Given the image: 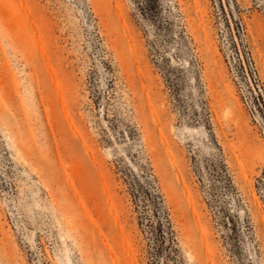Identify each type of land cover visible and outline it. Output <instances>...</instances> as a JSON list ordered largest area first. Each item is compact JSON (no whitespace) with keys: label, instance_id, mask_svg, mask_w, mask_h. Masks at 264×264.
<instances>
[{"label":"rangeland","instance_id":"374dc122","mask_svg":"<svg viewBox=\"0 0 264 264\" xmlns=\"http://www.w3.org/2000/svg\"><path fill=\"white\" fill-rule=\"evenodd\" d=\"M0 264H264V0H0Z\"/></svg>","mask_w":264,"mask_h":264}]
</instances>
